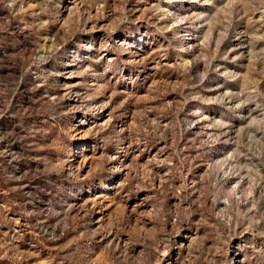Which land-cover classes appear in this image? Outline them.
Here are the masks:
<instances>
[{
  "label": "rangeland",
  "instance_id": "1",
  "mask_svg": "<svg viewBox=\"0 0 264 264\" xmlns=\"http://www.w3.org/2000/svg\"><path fill=\"white\" fill-rule=\"evenodd\" d=\"M0 264H264V0H0Z\"/></svg>",
  "mask_w": 264,
  "mask_h": 264
},
{
  "label": "bare ground",
  "instance_id": "2",
  "mask_svg": "<svg viewBox=\"0 0 264 264\" xmlns=\"http://www.w3.org/2000/svg\"><path fill=\"white\" fill-rule=\"evenodd\" d=\"M85 160H87V159H85ZM83 161V160H82ZM88 165V162H86V161H83V162H81V163H79V164H77V166H76V174H79L82 170H83V168L85 167V166H87ZM90 166V165H89ZM75 174V175H76ZM100 205L102 206V203H100Z\"/></svg>",
  "mask_w": 264,
  "mask_h": 264
}]
</instances>
